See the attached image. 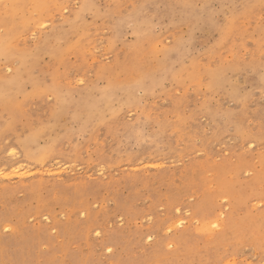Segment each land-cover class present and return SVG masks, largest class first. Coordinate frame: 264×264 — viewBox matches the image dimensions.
<instances>
[{
	"label": "rangeland",
	"instance_id": "374dc122",
	"mask_svg": "<svg viewBox=\"0 0 264 264\" xmlns=\"http://www.w3.org/2000/svg\"><path fill=\"white\" fill-rule=\"evenodd\" d=\"M0 264H264V0H0Z\"/></svg>",
	"mask_w": 264,
	"mask_h": 264
}]
</instances>
